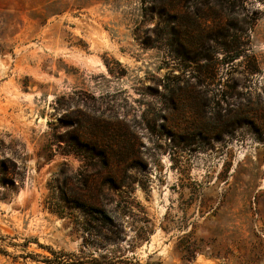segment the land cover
Wrapping results in <instances>:
<instances>
[{"label": "rangeland", "instance_id": "374dc122", "mask_svg": "<svg viewBox=\"0 0 264 264\" xmlns=\"http://www.w3.org/2000/svg\"><path fill=\"white\" fill-rule=\"evenodd\" d=\"M5 160L0 264L77 252L97 189L151 220L142 262L264 264V0H0Z\"/></svg>", "mask_w": 264, "mask_h": 264}, {"label": "trees", "instance_id": "16d2710c", "mask_svg": "<svg viewBox=\"0 0 264 264\" xmlns=\"http://www.w3.org/2000/svg\"><path fill=\"white\" fill-rule=\"evenodd\" d=\"M239 54H234L230 62L238 58ZM0 182L9 188L14 187L15 179L21 181L23 174L17 170L16 163L5 160L1 162ZM120 201L127 203L133 200L130 194L118 195ZM6 199L5 197L1 198ZM71 208L79 209L83 222L81 224V244L77 252L55 251L49 247L44 248L50 256L43 257L41 264H164L160 260H153L149 255L145 261H141L133 252L135 245L139 242L149 243L151 236L155 233L151 227V220L146 212L137 206L135 211L110 210L106 204L112 202L113 196L104 193L100 189L88 190L84 193L75 192L69 196ZM51 213L58 217H64L63 211L48 207ZM128 215L131 229L134 236L130 239L127 247L121 246L125 239V228L123 218ZM0 240L3 238L0 236ZM181 260L195 259V250L192 246L184 247ZM0 254L9 256L7 251L0 246ZM30 257L33 261H39L35 256ZM16 258V257H14Z\"/></svg>", "mask_w": 264, "mask_h": 264}]
</instances>
